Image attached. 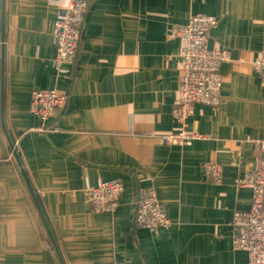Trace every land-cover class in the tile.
Listing matches in <instances>:
<instances>
[{
	"label": "crops",
	"instance_id": "0c3cea01",
	"mask_svg": "<svg viewBox=\"0 0 264 264\" xmlns=\"http://www.w3.org/2000/svg\"><path fill=\"white\" fill-rule=\"evenodd\" d=\"M61 1L0 0V264H246L232 220L252 199L238 183L256 155L244 138H264V86L251 73L264 57V0H87L71 71L53 63ZM194 14L215 17L209 47L230 61L221 104L196 105L188 120L205 139L168 146L147 133L168 131L182 71L169 32ZM47 88L67 100L58 131L42 133L29 99ZM204 162L222 167V184ZM112 179L119 206L94 213L84 189ZM149 188L171 221L159 236L134 221Z\"/></svg>",
	"mask_w": 264,
	"mask_h": 264
},
{
	"label": "built area",
	"instance_id": "2783aa9c",
	"mask_svg": "<svg viewBox=\"0 0 264 264\" xmlns=\"http://www.w3.org/2000/svg\"><path fill=\"white\" fill-rule=\"evenodd\" d=\"M88 7L87 0H62L58 6L59 13L51 32L55 46L53 63L57 69L67 71L74 65ZM216 24L215 17L209 14H194L169 32L171 38L182 41L178 95L167 126L168 131L157 135L152 129L147 133L149 137L158 138L164 145L185 147L205 139L200 132L189 127L188 120L196 105L218 107L221 104L222 77L219 72L222 63L230 61V53L209 47L210 31ZM251 73L264 86V57L253 61ZM66 100L67 96L56 88L32 91L29 109L40 121L38 131H58L51 122L57 111L64 107ZM244 141L254 145L256 155L251 172L244 179L238 180V183L251 189L252 199L247 208L236 210L233 214V248L246 255V264H264V138L254 139L247 135ZM202 169L215 184H222L223 171L219 164L204 162ZM122 193V183L112 179L99 180L95 186L87 187L83 196L90 209L100 214L114 212L119 206ZM134 221L152 236H159L170 229L171 221L153 188L143 192L136 202Z\"/></svg>",
	"mask_w": 264,
	"mask_h": 264
},
{
	"label": "water",
	"instance_id": "95a60500",
	"mask_svg": "<svg viewBox=\"0 0 264 264\" xmlns=\"http://www.w3.org/2000/svg\"><path fill=\"white\" fill-rule=\"evenodd\" d=\"M2 32H1V40H2V47H1V53H2V59H3V53H4V46H3V41H4V31H3V27H4V7H3V2H2ZM22 175L24 176V173L22 171Z\"/></svg>",
	"mask_w": 264,
	"mask_h": 264
},
{
	"label": "trees",
	"instance_id": "16d2710c",
	"mask_svg": "<svg viewBox=\"0 0 264 264\" xmlns=\"http://www.w3.org/2000/svg\"><path fill=\"white\" fill-rule=\"evenodd\" d=\"M81 38H82V37H81ZM80 40H81V39H80ZM72 68H73V67H72ZM72 68H71V70H72ZM71 70H70V71H71Z\"/></svg>",
	"mask_w": 264,
	"mask_h": 264
}]
</instances>
